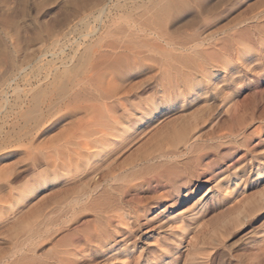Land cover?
I'll return each mask as SVG.
<instances>
[{"label": "rangeland", "instance_id": "rangeland-1", "mask_svg": "<svg viewBox=\"0 0 264 264\" xmlns=\"http://www.w3.org/2000/svg\"><path fill=\"white\" fill-rule=\"evenodd\" d=\"M0 264H264V0H0Z\"/></svg>", "mask_w": 264, "mask_h": 264}, {"label": "bare ground", "instance_id": "bare-ground-1", "mask_svg": "<svg viewBox=\"0 0 264 264\" xmlns=\"http://www.w3.org/2000/svg\"><path fill=\"white\" fill-rule=\"evenodd\" d=\"M165 13H167V10L162 9L159 12V14L155 16V18L147 22V25L149 27L155 29L153 33L156 34L158 39L163 38L164 33L162 31L163 26L161 21L163 20L162 18ZM222 45L223 42L221 46L213 48L214 49L213 51L218 52L219 50L224 49ZM178 87L179 86L176 85L175 89L173 87L163 88L161 90L162 92L161 95L163 96L164 99L167 100V102H169L176 100L179 96H183L187 92L189 93L190 90L189 86H186L183 89H179ZM141 110L144 112L143 114L144 116L149 115L151 111L149 108H142ZM124 111L127 115L125 117V121H121L117 119L116 116L112 114L110 119L106 123V128H107L106 131L99 133L91 132L92 134L75 137L74 139L69 141V143L73 144L74 147L73 148L70 147L67 149V153L65 157V161H66L65 169L67 174L71 176H76L78 173L95 172L97 161L102 160L111 154L117 153L120 150V148H122L124 144L136 134L137 131L135 128L136 121L134 117H132L133 115L132 108L129 107L128 105L127 107L124 108ZM186 130L187 129L183 126L181 128L172 131L173 133L169 136L170 139L168 140L171 143L184 142L187 138ZM189 142H190L189 139H187L184 145L189 146ZM122 216L123 213L118 214V217H122Z\"/></svg>", "mask_w": 264, "mask_h": 264}]
</instances>
